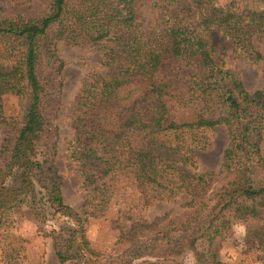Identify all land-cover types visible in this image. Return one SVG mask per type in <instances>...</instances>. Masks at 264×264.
Returning a JSON list of instances; mask_svg holds the SVG:
<instances>
[{
    "label": "trees",
    "instance_id": "1",
    "mask_svg": "<svg viewBox=\"0 0 264 264\" xmlns=\"http://www.w3.org/2000/svg\"><path fill=\"white\" fill-rule=\"evenodd\" d=\"M36 14L0 8V45L14 46L9 62L0 56V228L22 206L51 241L59 263L173 264L193 239L195 264H226L211 246L242 221L247 236L264 251V94L247 91L237 72L225 67L209 41L212 30L247 53H262L264 9L246 4L223 8L216 0H150L161 11L159 25L143 29L140 0H41ZM102 51L100 69L89 71L72 103L69 159L88 196L79 214L63 202L54 159L57 128L50 122L61 81L48 68L63 67L56 43ZM21 97V116L8 117L3 96ZM224 125L221 182L197 172L207 134ZM127 171L141 193V207L184 193L185 218L136 219L120 233L127 248L104 259L86 236L89 217L107 211L108 177ZM55 222H54V221ZM176 264V263H174Z\"/></svg>",
    "mask_w": 264,
    "mask_h": 264
},
{
    "label": "rangeland",
    "instance_id": "2",
    "mask_svg": "<svg viewBox=\"0 0 264 264\" xmlns=\"http://www.w3.org/2000/svg\"><path fill=\"white\" fill-rule=\"evenodd\" d=\"M223 8L240 9L246 4H253L264 9V0H216ZM20 7H27L28 12L36 14L45 4L41 0H0V8L5 13ZM137 10L143 19V29L151 32L160 23L161 11L153 7L150 0H140ZM209 41L218 49V56L226 68L237 72L244 88L253 92L261 90L264 94V41L251 38L252 46L262 53L260 60L253 62L247 53L232 47L216 30H212ZM14 46H1L0 56L6 62L13 59ZM56 53L63 63L60 75L53 74L50 83L57 86L61 81L58 101L51 109L50 122L57 128L55 167L61 175V194L63 202L71 206L79 214L87 209L88 196L81 184V178L74 161L69 159V142L73 137L71 128L72 103L81 87L85 75L94 69H100L102 51L92 46H73L58 41ZM101 70V69H100ZM21 97L15 93L3 96L5 114L19 119L21 116ZM4 133L0 127V144ZM209 143L206 149L198 152L197 172L211 171L214 174V187L224 174L220 172L221 157L228 143V134L224 125H216L207 134ZM264 156V133L259 142ZM112 187L107 211L101 217H89L86 223V236L91 246L104 254V259L122 253L128 246L125 240L119 241L120 233L131 229L136 219L146 222L155 217L164 216L163 221L173 216L185 218L189 208L185 205L188 196L184 193L167 201H155L149 206L141 207L140 196L135 182L127 171H119L108 177ZM12 222L0 228V264H72L68 261L59 263L56 259L50 238L43 234L49 227L40 226L22 206L12 213ZM54 221V220H53ZM55 222V221H54ZM248 226L239 221L232 226L229 235L215 237L211 246L226 264H264V251L257 246L255 240L247 236ZM193 239L189 240L180 255L173 256L176 264H195L193 257ZM173 263V264H174Z\"/></svg>",
    "mask_w": 264,
    "mask_h": 264
}]
</instances>
